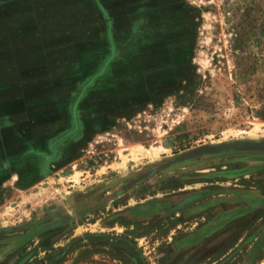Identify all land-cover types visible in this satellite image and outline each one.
I'll return each mask as SVG.
<instances>
[{"label": "rangeland", "instance_id": "rangeland-1", "mask_svg": "<svg viewBox=\"0 0 264 264\" xmlns=\"http://www.w3.org/2000/svg\"><path fill=\"white\" fill-rule=\"evenodd\" d=\"M237 38V39H236ZM264 0H0V264H264Z\"/></svg>", "mask_w": 264, "mask_h": 264}, {"label": "water", "instance_id": "water-1", "mask_svg": "<svg viewBox=\"0 0 264 264\" xmlns=\"http://www.w3.org/2000/svg\"><path fill=\"white\" fill-rule=\"evenodd\" d=\"M224 151H260L264 152V140L260 142L249 141V140H234L229 143H218V144H206L202 146H197L192 149L187 150L186 152L174 157L171 160H168L164 165L168 167L170 165H175L178 163L188 162L194 159H198L200 157L206 155H214L219 154ZM159 162L158 166L152 170H147L141 174H138L136 177L130 179L123 185V188H131L132 186L142 182L151 174H153L158 169L165 168Z\"/></svg>", "mask_w": 264, "mask_h": 264}, {"label": "bare ground", "instance_id": "bare-ground-1", "mask_svg": "<svg viewBox=\"0 0 264 264\" xmlns=\"http://www.w3.org/2000/svg\"><path fill=\"white\" fill-rule=\"evenodd\" d=\"M236 140H240V141H243V140H249V139H236ZM262 140H264V139H261V140H249V141H255V142H260V141H262ZM232 141H234V140H232ZM232 141H219V142H217V143H215V144H218V143H229V142H232ZM203 145H206V144H203ZM209 145V144H208ZM198 146H202V144L201 145H198ZM197 147V146H196ZM194 148V147H193ZM190 149H192V148H190ZM189 150V149H188ZM187 151V150H186ZM186 151H184V152H186ZM184 152H181L180 154H182V153H184ZM180 154H177V155H175L174 157H176V156H178V155H180ZM174 157H172V158H170V159H168V160H171V159H173ZM167 160V161H168ZM195 160V159H194ZM166 161V162H167ZM192 161V160H191ZM166 162H164V163H161L162 164V166H166V165H164ZM189 162V161H188ZM185 163V162H184ZM179 164H182V163H178V164H175V165H170V166H168V167H165V168H169V167H172V166H176V165H179ZM165 168H163V169H165ZM146 172V171H145ZM141 174V173H140ZM125 189H128V188H125Z\"/></svg>", "mask_w": 264, "mask_h": 264}, {"label": "trees", "instance_id": "trees-1", "mask_svg": "<svg viewBox=\"0 0 264 264\" xmlns=\"http://www.w3.org/2000/svg\"><path fill=\"white\" fill-rule=\"evenodd\" d=\"M237 39V38H236Z\"/></svg>", "mask_w": 264, "mask_h": 264}]
</instances>
